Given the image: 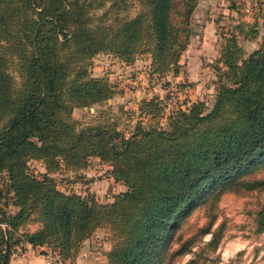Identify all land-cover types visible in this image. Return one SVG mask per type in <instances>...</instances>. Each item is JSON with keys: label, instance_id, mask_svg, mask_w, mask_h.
Here are the masks:
<instances>
[{"label": "trees", "instance_id": "1", "mask_svg": "<svg viewBox=\"0 0 264 264\" xmlns=\"http://www.w3.org/2000/svg\"><path fill=\"white\" fill-rule=\"evenodd\" d=\"M137 1L135 16L106 24L94 22L96 0H0V264H10L16 248L28 244L51 246L66 261L104 225L115 237L109 264H155L207 194L221 185L264 189V177L243 178L264 164V44L244 57L235 33L222 45L218 63L225 69L210 108L194 101L172 110L166 126L139 124L129 137L113 124L76 129L74 109L116 92L107 79L90 75L99 53L113 52L130 64L147 51L151 76L179 74L200 0ZM245 26L236 27L257 35ZM139 112L156 118L163 106L157 97L144 99ZM95 157L126 187L112 202L63 191L50 175L61 163L78 172ZM32 158L47 172L32 173ZM9 199L15 211L8 210ZM35 222L36 231L23 230ZM256 222L264 232V210Z\"/></svg>", "mask_w": 264, "mask_h": 264}, {"label": "rangeland", "instance_id": "2", "mask_svg": "<svg viewBox=\"0 0 264 264\" xmlns=\"http://www.w3.org/2000/svg\"><path fill=\"white\" fill-rule=\"evenodd\" d=\"M99 3L101 5L92 12L95 23L113 24L135 16L141 8L137 0H120L116 7H112L113 0H96L95 4ZM192 22L193 35L181 56L178 75L171 71L163 76H151V54L147 51L137 55L130 64L113 52L96 55L89 64L90 75L107 79L116 92L111 99L99 104L74 109L71 121L76 129L113 124L121 136L129 137L139 124L166 126L172 110L187 108L194 101L204 100L210 108L221 79L220 69H225L218 63L225 39L235 33L244 57L264 44V0H200ZM240 22L246 24L245 29L248 25L255 27L257 35L249 37L240 33V28L236 27ZM12 73L19 81L17 66ZM153 97L161 101L162 116H141V101ZM28 164L37 176L47 172L40 159L32 158ZM61 165L50 175L60 189L68 193H93L100 202L106 203L125 189V185L112 178V167L96 157L78 172ZM262 177L264 164L243 176L246 180ZM2 183H7L5 176ZM91 187H95L93 191ZM8 203V210L15 211L10 205L11 199ZM261 210H264V189L236 191L219 186L182 220L173 240L160 250L155 264H264V232L257 230L256 222ZM39 227L35 222L23 230L34 232ZM207 227L210 232L204 231ZM89 240L87 249L82 251L83 245L77 255L66 261L48 245L19 246L10 264H28L32 263L31 259H37L36 264H80L79 255L85 256V264H109L107 254L115 243L111 227L104 225ZM188 241V251L178 253L181 245Z\"/></svg>", "mask_w": 264, "mask_h": 264}, {"label": "crops", "instance_id": "3", "mask_svg": "<svg viewBox=\"0 0 264 264\" xmlns=\"http://www.w3.org/2000/svg\"><path fill=\"white\" fill-rule=\"evenodd\" d=\"M98 159H99V158H98ZM108 168H111V167L108 165ZM93 183H94V182H91L90 185H93ZM94 188H95V187H91V190L93 191ZM125 190H126V187H125L124 191H125ZM89 242H90L89 239H88L87 241H85V243L83 244L84 247L82 248V251H83L84 249H87V246L89 245ZM90 243H91V242H90ZM85 251H86V250H85ZM31 260H33V261H31L32 263H29V262H28V264H36V262H38V261H36L37 259H31ZM77 261H79L80 264H85L86 258H85V256H83V255H79V256L77 257ZM56 264H62V263H56ZM63 264H64V263H63Z\"/></svg>", "mask_w": 264, "mask_h": 264}]
</instances>
